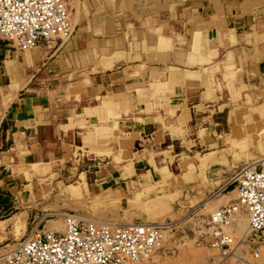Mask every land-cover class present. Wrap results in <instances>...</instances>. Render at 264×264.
Here are the masks:
<instances>
[{
    "label": "crops",
    "instance_id": "0c3cea01",
    "mask_svg": "<svg viewBox=\"0 0 264 264\" xmlns=\"http://www.w3.org/2000/svg\"><path fill=\"white\" fill-rule=\"evenodd\" d=\"M70 3L68 37L0 38V243L68 184L134 221L231 202L264 155V0Z\"/></svg>",
    "mask_w": 264,
    "mask_h": 264
},
{
    "label": "built area",
    "instance_id": "2783aa9c",
    "mask_svg": "<svg viewBox=\"0 0 264 264\" xmlns=\"http://www.w3.org/2000/svg\"><path fill=\"white\" fill-rule=\"evenodd\" d=\"M72 28L67 0H0V38L19 49H28L40 40L66 38ZM229 182H234L236 200L215 207L203 225L196 227L200 236H209V243L223 256L230 254L234 244L251 243L264 230V155L240 165ZM237 203L247 215L248 233L241 240L225 230ZM63 224L62 230H35L12 249L0 251V264H122L145 260L171 222L110 223L66 212Z\"/></svg>",
    "mask_w": 264,
    "mask_h": 264
},
{
    "label": "rangeland",
    "instance_id": "374dc122",
    "mask_svg": "<svg viewBox=\"0 0 264 264\" xmlns=\"http://www.w3.org/2000/svg\"><path fill=\"white\" fill-rule=\"evenodd\" d=\"M73 1L76 5L77 0ZM63 182L64 184L75 183L70 179H64ZM228 183L224 189L219 188L212 193L216 194L220 190L226 191L234 186V182ZM72 185L75 184L63 186V190L54 196L58 200L61 209L55 213L47 210L48 213L44 216L46 220L43 221L45 223L44 228L62 230L64 226L63 218L66 212L73 213L80 218L110 223L134 221L128 218L127 211L120 208L116 198L90 194L81 195L78 192L71 193L69 188ZM230 195L235 197L232 199L234 202L236 200V190L231 189ZM229 196H225V199ZM215 207L217 206H208L205 203L203 207H194L191 211H179L176 214L170 211L154 213L148 219L157 220L158 222H171L170 226L163 228L165 238L148 259L127 260L122 264H264V231L251 243L245 240L237 243V245L234 244L232 248L230 247L228 256H223L218 247L209 243L208 235L200 236L196 230L197 225H203V221L207 219L208 214ZM233 214L235 216L233 215L230 218L225 230L235 236L234 239L241 240L248 233L246 212L238 204L237 210ZM14 230L16 234L20 232L18 224L15 225ZM26 233L27 230L20 238L9 239L0 243V251L16 246L26 236Z\"/></svg>",
    "mask_w": 264,
    "mask_h": 264
},
{
    "label": "bare ground",
    "instance_id": "6f19581e",
    "mask_svg": "<svg viewBox=\"0 0 264 264\" xmlns=\"http://www.w3.org/2000/svg\"><path fill=\"white\" fill-rule=\"evenodd\" d=\"M69 3H70V0H67ZM70 5H71V3H70ZM70 18L72 19V16H70ZM237 207H238V203H237V205H236V207L234 208V211L235 210H237ZM234 211H233V213H234ZM233 213L231 214V217L233 216ZM226 226V225H225ZM164 229L162 230V234H161V239L159 240V242H158V246L156 247V249L159 247V245H160V243H161V241L165 238V233H164ZM15 247V246H14ZM13 247H11V248H9V249H2V251H1V253H3V252H5V251H7V250H10V249H12ZM153 253V252H152Z\"/></svg>",
    "mask_w": 264,
    "mask_h": 264
}]
</instances>
